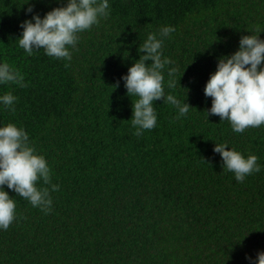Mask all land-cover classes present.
I'll return each mask as SVG.
<instances>
[{
  "label": "trees",
  "instance_id": "trees-1",
  "mask_svg": "<svg viewBox=\"0 0 264 264\" xmlns=\"http://www.w3.org/2000/svg\"><path fill=\"white\" fill-rule=\"evenodd\" d=\"M65 3L0 0V62L26 85H0V95L17 97L14 111L0 109V126L23 127L59 185L48 214L5 186L16 219L0 231V264H249L264 251V125L234 133L206 117L203 88L217 58L264 30V0H109L110 15L79 34L71 60L42 49L28 56L19 24ZM164 25L175 27L162 48L173 61L165 94L192 108L176 119L172 105L155 101L157 127L137 137V98L121 77ZM214 143L256 155L261 171L236 182Z\"/></svg>",
  "mask_w": 264,
  "mask_h": 264
},
{
  "label": "clouds",
  "instance_id": "clouds-1",
  "mask_svg": "<svg viewBox=\"0 0 264 264\" xmlns=\"http://www.w3.org/2000/svg\"><path fill=\"white\" fill-rule=\"evenodd\" d=\"M26 12L32 13V8H27ZM109 15V0H66L64 6L52 8L43 17L33 13L31 19L22 21L17 45L28 56L42 49L45 56L71 60L70 49H76L79 34ZM174 31V26L164 25L158 34H149L139 48L143 55L121 77L127 95L137 98L131 104L130 118L137 137L157 127L155 101L172 105L176 109V119L186 117L192 108L185 99L181 101L164 91L165 66L173 61L163 56L162 48L165 39ZM261 31L264 30L241 36L235 52L217 58L216 70L203 88L205 97H211L206 117L227 120L234 133L264 125V39L258 37ZM175 71L169 68L167 74L173 76ZM9 84L26 86L15 68L0 62V85ZM168 86L174 87V82L169 81ZM16 100L11 92H5L0 95V109L14 111ZM213 152L219 154L222 168L232 173L238 183L261 171L256 155L244 156L227 143H214ZM38 181L48 187H37ZM5 186L45 214L52 208L50 193L59 190L58 184L51 183V170L45 157L31 146L27 131L14 123L0 126V231L7 230L16 219V200L5 191ZM246 259L249 264H264V251L258 252L255 259Z\"/></svg>",
  "mask_w": 264,
  "mask_h": 264
}]
</instances>
